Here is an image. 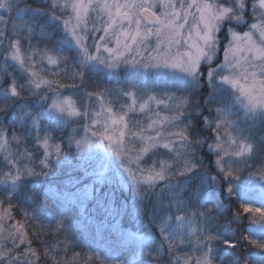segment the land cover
Wrapping results in <instances>:
<instances>
[{
	"label": "snow or ice",
	"instance_id": "snow-or-ice-1",
	"mask_svg": "<svg viewBox=\"0 0 264 264\" xmlns=\"http://www.w3.org/2000/svg\"><path fill=\"white\" fill-rule=\"evenodd\" d=\"M0 264H264V0H0Z\"/></svg>",
	"mask_w": 264,
	"mask_h": 264
},
{
	"label": "trees",
	"instance_id": "trees-1",
	"mask_svg": "<svg viewBox=\"0 0 264 264\" xmlns=\"http://www.w3.org/2000/svg\"><path fill=\"white\" fill-rule=\"evenodd\" d=\"M41 46H43V44H41ZM49 46H51V45H49ZM113 83H115V81H113ZM205 163L207 164V160H205ZM244 175L247 176V173H244ZM257 175H259V173H257ZM256 185H257V183L254 182L253 184L247 185L246 187H251L253 189V191L250 194L252 197L259 198V195L256 193V191H258L256 189ZM233 200H235V197H233ZM256 206H258V204ZM229 207H230V205L227 202L222 207V211L224 212L225 216L227 215V211H228V208ZM17 218L19 219L20 217L17 216ZM244 225H245L246 228L247 227H258V225H253L251 223V221L248 220V219H246L244 221ZM36 230H39V229H36ZM241 231H243V229ZM226 238L233 239L234 237H233V234L231 232H227L226 233ZM41 239H44V237H41ZM48 239H50V237ZM33 246H38V242L36 240L33 241ZM216 247H218V248H225L226 245H224L222 242H220V243H218L216 245ZM237 251H240V249H237ZM253 251H256V250L254 249Z\"/></svg>",
	"mask_w": 264,
	"mask_h": 264
},
{
	"label": "rangeland",
	"instance_id": "rangeland-1",
	"mask_svg": "<svg viewBox=\"0 0 264 264\" xmlns=\"http://www.w3.org/2000/svg\"><path fill=\"white\" fill-rule=\"evenodd\" d=\"M258 191H259L258 193H260L259 186H258Z\"/></svg>",
	"mask_w": 264,
	"mask_h": 264
}]
</instances>
